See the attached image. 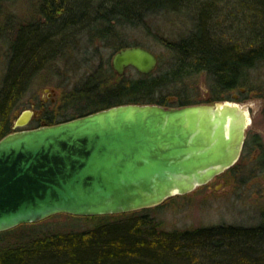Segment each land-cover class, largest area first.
<instances>
[{
	"label": "trees",
	"instance_id": "16d2710c",
	"mask_svg": "<svg viewBox=\"0 0 264 264\" xmlns=\"http://www.w3.org/2000/svg\"><path fill=\"white\" fill-rule=\"evenodd\" d=\"M39 2L44 23L21 29L10 42L9 71L0 89V140L11 133L10 117L34 73L62 58L67 48H80V40L88 47L96 44V50L129 47V34L150 30L160 15L184 17L194 28L179 42L162 41L172 53V64L133 79L125 74L112 84L109 64L104 72L99 65L68 94L69 103L84 113L80 117L121 104L190 105L185 95L176 98L170 90L206 73L215 94L229 93L244 87L248 71L264 62V0ZM42 121L58 122L49 110ZM146 211L92 216L107 222L88 231L35 235V225H21L10 242L2 241L13 230L0 233V264H264V219L254 226L167 231Z\"/></svg>",
	"mask_w": 264,
	"mask_h": 264
},
{
	"label": "water",
	"instance_id": "95a60500",
	"mask_svg": "<svg viewBox=\"0 0 264 264\" xmlns=\"http://www.w3.org/2000/svg\"><path fill=\"white\" fill-rule=\"evenodd\" d=\"M143 46L116 52L112 68L153 73ZM36 112H23L26 126ZM249 123L223 102L121 104L0 140V233L58 214L104 216L156 207L203 186L239 160Z\"/></svg>",
	"mask_w": 264,
	"mask_h": 264
},
{
	"label": "rangeland",
	"instance_id": "374dc122",
	"mask_svg": "<svg viewBox=\"0 0 264 264\" xmlns=\"http://www.w3.org/2000/svg\"><path fill=\"white\" fill-rule=\"evenodd\" d=\"M40 7L39 0H0V21L9 17L15 20L17 16V23L18 19L29 21L31 17L35 18V26L43 24L44 19L40 15ZM149 27L148 31L142 29L132 31L129 34L131 35L130 45L143 46L156 53L159 58L158 67L160 65L161 71H164L168 69L170 63L172 64L173 57L162 41L179 42L188 37L194 28L184 17L176 15L169 18L163 15L157 16ZM4 34L0 33V89L9 71V46L13 40L11 36V38H5V35L9 36ZM80 42H82L80 48H67L62 58L49 62L30 77L27 90L10 117L11 133L19 116L25 111L36 113L42 111L43 114L46 110L52 111L54 121H58L54 125L79 118L84 113L81 114L77 110L78 106L73 107V104L69 103L71 100L68 94L83 81L87 73L96 71L99 65L104 72L109 64L112 70L108 80L110 84L122 80V77L117 75L112 68V58L116 52L114 48L106 46L96 50V44L88 47L83 40ZM85 61L88 62L86 66L82 65ZM125 74L126 79H133L139 77L140 73L134 68H129ZM176 87L170 92L175 93L176 98L185 95L190 105L232 102L244 106L253 121L246 129L247 135L260 132L264 140V62L248 71L244 92L236 89L217 95L212 91V82L206 73L193 75L183 83L177 84ZM239 94L240 99L236 100L235 95ZM217 96L219 97L216 98ZM213 99L220 101H213ZM35 117L29 121L28 129L25 130L42 126V117L39 121H34ZM245 157L246 155L232 168L188 194L174 195L159 206L130 213L147 210L144 213L153 218L159 225V229L167 231L193 230L217 225H257L264 219L262 218L264 214V170H259L255 164H251V154ZM90 217L92 216L58 214L29 225H35L33 226L37 232L35 235H38L40 231L45 233L48 231H88L101 222H107L104 221L105 219L99 221V219ZM14 229H12L14 232L8 233L2 242L7 243L15 238L20 231Z\"/></svg>",
	"mask_w": 264,
	"mask_h": 264
},
{
	"label": "flooded vegetation",
	"instance_id": "af4514ba",
	"mask_svg": "<svg viewBox=\"0 0 264 264\" xmlns=\"http://www.w3.org/2000/svg\"><path fill=\"white\" fill-rule=\"evenodd\" d=\"M20 20L21 19H18V23H17V16L15 17V20H12L10 17L8 19L5 18V20L3 19L2 22L0 21V33L8 34L9 37H7L4 34L5 38H11V37L13 38V37L18 35V33L20 32L21 29H24L26 27H34L35 26V18L30 17L29 21H23V19H22V21H20ZM239 89L241 90V92H244L245 87L240 86ZM235 99L236 100L240 99V94L235 95ZM37 114H38V116H36L34 118V121H39L41 119L43 113H42V111H40ZM248 115H249V112H248ZM262 116H263V113H262ZM263 120H264V116H263ZM252 122L253 121L251 120V117L249 116L248 126ZM43 125H47V123L42 121V126ZM27 127H28L27 125L22 126V127L15 125V127L12 128V131L13 132L22 131V130L28 129ZM250 154L252 155V158L250 161L251 164H255L257 169H259V170H264V140H263L260 132H256V133H254V135H250V136L247 135V132H246L245 141H244L243 148H242L238 162H240L241 159L245 155H246V157H248V156H250Z\"/></svg>",
	"mask_w": 264,
	"mask_h": 264
},
{
	"label": "bare ground",
	"instance_id": "6f19581e",
	"mask_svg": "<svg viewBox=\"0 0 264 264\" xmlns=\"http://www.w3.org/2000/svg\"><path fill=\"white\" fill-rule=\"evenodd\" d=\"M135 46H136V45H135ZM128 69H129V68H128ZM128 69H127V70H128ZM127 70H126V71H127ZM125 73H126V72H125ZM231 103H232V102H231Z\"/></svg>",
	"mask_w": 264,
	"mask_h": 264
}]
</instances>
